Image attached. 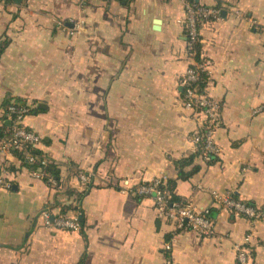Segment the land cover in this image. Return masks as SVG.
I'll return each instance as SVG.
<instances>
[{
	"label": "crops",
	"instance_id": "1",
	"mask_svg": "<svg viewBox=\"0 0 264 264\" xmlns=\"http://www.w3.org/2000/svg\"><path fill=\"white\" fill-rule=\"evenodd\" d=\"M195 1L221 10L198 25L205 89L221 105L220 151L212 163L197 155L187 180L174 162L196 152L200 116L183 103L181 78L195 59L184 0L0 1V125L11 100L30 105L25 123L59 169L54 187L0 151L11 184L0 187V264H237L248 234V264H264V222L213 197L264 208V0ZM161 177L177 179L182 201L213 210L212 234L179 230L158 216L152 194L121 189ZM61 204L79 206L63 215L82 218L79 230L44 224L42 212L58 216Z\"/></svg>",
	"mask_w": 264,
	"mask_h": 264
},
{
	"label": "built area",
	"instance_id": "2",
	"mask_svg": "<svg viewBox=\"0 0 264 264\" xmlns=\"http://www.w3.org/2000/svg\"><path fill=\"white\" fill-rule=\"evenodd\" d=\"M1 2L3 0H0ZM112 1V0H105ZM185 7V32L187 38V46L189 55L195 56L193 48L196 43L199 42V22L218 19L220 15V9L218 7H208L202 4H196L192 0H184ZM237 17H245L240 10H236ZM251 25L258 28V21L248 19ZM84 27L83 19H79L75 22L72 32H78ZM204 73L207 77L210 74L209 64L201 53V60H195L189 65L186 72L181 78V85L183 87L184 105L186 108L197 111L200 116V126L195 130L193 134V141L196 151L200 148V156L205 161H210L212 156L216 157L219 154V147L215 142V133L220 121V108L221 105L216 100L212 99L206 92L205 83L207 78L201 77ZM202 83H204L202 86ZM257 108L255 111H259ZM31 112V106L15 100H11L4 112V116L11 122L10 129L11 135L8 138L0 140V151L13 153L14 150L22 151L25 154V158L29 162L35 161L37 157L31 155L28 149L25 147V143L31 144L35 147L41 143L40 135L34 130L27 127L25 118ZM201 145V146H200ZM46 158L42 161V164H46ZM33 176L41 179H46L50 185L56 187L58 182L47 171L38 168L32 171ZM80 181L84 184H89L92 181V173L82 172L79 174ZM166 177L157 178L156 180L146 184L140 183L136 186L125 185L121 189L130 192L131 194L147 195L152 194L154 199V205L158 216L166 218L172 221L176 228L191 229L197 232L199 235H210L213 232V220L208 216V210H199L192 200L184 201H168V194L165 192L161 185L165 183ZM0 187L10 188L11 184L0 172ZM215 203L224 207L225 209L234 210L244 216L252 219V221L264 222V208H258L254 205L247 204L233 198L230 194H221L213 192ZM44 224L50 228H63L70 230H79L81 223L78 217L66 218L58 215L52 217V211L46 209L42 212ZM251 240V234L245 237L244 244L236 246L237 264H248V258L250 251L246 245ZM170 249V245H166V250Z\"/></svg>",
	"mask_w": 264,
	"mask_h": 264
},
{
	"label": "trees",
	"instance_id": "3",
	"mask_svg": "<svg viewBox=\"0 0 264 264\" xmlns=\"http://www.w3.org/2000/svg\"><path fill=\"white\" fill-rule=\"evenodd\" d=\"M192 2L196 3V4H199L198 2H196L195 0H192ZM6 43H0V52L3 51L4 47L6 46ZM193 52H195V59L200 61L201 60V52H200V44L199 42L195 44L194 48L192 49ZM201 77L202 79L204 78H207V76L202 73L201 74ZM204 83H202V86ZM8 103L6 104L5 108H4V112L6 110V107H7ZM34 109L31 108V111H33ZM39 110H42V108L40 107ZM3 112V113H4ZM2 119H3V122L2 124L0 125V140L4 139V138H8L10 137L11 135V127H10V124L11 122L9 120L6 119V117L2 116ZM25 147L28 149L29 153L35 157H37L35 159V161L33 162H29L26 158H25V154L24 152L22 151H18V150H14L13 154L14 155H17L19 157V159L24 163V165H27V167H29L31 170H34V169H38V168H41L45 171H47L48 173H50V175H52L54 178L58 179L59 178V169L57 167V164L52 160H50L49 158L45 157V153L39 149V147H35L31 144H28V143H25L24 144ZM201 146V145H200ZM201 154V149L199 148L195 153L187 156V157H184L182 159H179V160H176L174 162V165L176 167V169L178 170V180L181 179V180H187L188 178H190L193 174H195L196 172L199 171L200 167L198 165H194V160L196 158L197 155ZM46 158L47 160V163L46 164H42V161ZM216 160V157L212 156L211 160L210 161H207V163H212ZM191 169L189 170H186V168H188L189 166H191ZM177 179H168L163 185H161V188L167 192V198H168V201L169 202H172V201H181L182 202V198H180L179 196L176 195L175 193V186L177 184ZM146 184H148V182H145ZM68 196H72V195H75V201H80L82 198H83V195L84 193H76L75 191L71 190V189H68L66 192H65ZM145 195H138L137 198H141ZM233 198H235V196L232 195ZM247 204H250V205H254L253 203L251 202H246ZM58 205L57 202H54V204H52V206L50 207H53V206H56ZM70 209H79V206L77 205H72V204H61L60 205V215L63 216V215H66V213L70 210ZM208 216L210 218H214L215 217V213L213 212V210H208ZM80 220V223L83 222V219L82 218H79Z\"/></svg>",
	"mask_w": 264,
	"mask_h": 264
},
{
	"label": "water",
	"instance_id": "4",
	"mask_svg": "<svg viewBox=\"0 0 264 264\" xmlns=\"http://www.w3.org/2000/svg\"><path fill=\"white\" fill-rule=\"evenodd\" d=\"M14 2H16V3H20L21 2V0H13Z\"/></svg>",
	"mask_w": 264,
	"mask_h": 264
}]
</instances>
